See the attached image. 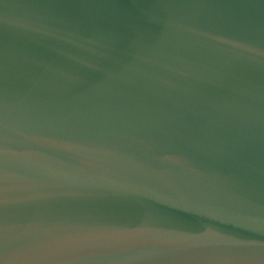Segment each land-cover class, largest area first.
<instances>
[{"label": "water", "instance_id": "obj_1", "mask_svg": "<svg viewBox=\"0 0 264 264\" xmlns=\"http://www.w3.org/2000/svg\"><path fill=\"white\" fill-rule=\"evenodd\" d=\"M0 264H264V0H0Z\"/></svg>", "mask_w": 264, "mask_h": 264}]
</instances>
